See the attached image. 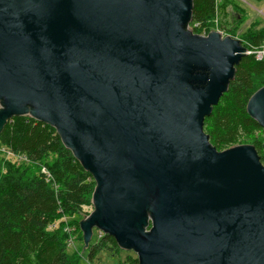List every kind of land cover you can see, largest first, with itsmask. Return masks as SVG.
I'll return each instance as SVG.
<instances>
[{"label":"water","instance_id":"1","mask_svg":"<svg viewBox=\"0 0 264 264\" xmlns=\"http://www.w3.org/2000/svg\"><path fill=\"white\" fill-rule=\"evenodd\" d=\"M192 4L0 0V131L45 122L91 173L85 246L96 228L140 264H264V165L202 128L246 47L192 33ZM247 111L264 133V86Z\"/></svg>","mask_w":264,"mask_h":264},{"label":"trees","instance_id":"2","mask_svg":"<svg viewBox=\"0 0 264 264\" xmlns=\"http://www.w3.org/2000/svg\"><path fill=\"white\" fill-rule=\"evenodd\" d=\"M192 2L188 27L192 33L198 28L209 32L215 0ZM249 35L246 43L250 48L259 46L264 38L261 32ZM262 86L264 61L242 55L227 90L203 121L208 143L216 151L250 144L264 165L263 142L251 138L264 133L247 111L250 97ZM0 146L17 156L15 163L20 165H8L0 172V264H78L79 257L67 253L59 229L50 230L49 226L60 216L84 213L94 192L93 176L65 147L54 127L28 115H14L4 124ZM42 166L47 173L40 171ZM77 225L81 231L79 222ZM108 244L120 248L113 236L104 233L89 244V260ZM126 262L140 264L137 254Z\"/></svg>","mask_w":264,"mask_h":264},{"label":"rangeland","instance_id":"3","mask_svg":"<svg viewBox=\"0 0 264 264\" xmlns=\"http://www.w3.org/2000/svg\"><path fill=\"white\" fill-rule=\"evenodd\" d=\"M215 6V14L209 20L210 32L218 31L222 36L239 39L242 45L247 48H249V44L246 43V40L248 41L247 36L250 38V33L261 32L264 37V0H215ZM202 30L203 28H198L199 32H197L201 33ZM251 138H257L263 142L264 134L259 135L257 132ZM15 157L7 148L0 146V172H5V167L8 165L15 168L20 166L19 163H15V159L19 160V158ZM51 160L49 159V162ZM43 168L44 166L41 167L40 171H43ZM92 211L93 206L90 204L85 207L82 215L60 216L54 224L49 226L50 230L59 229L67 253L79 257L78 264H124L123 262L127 264L126 259L128 257L136 258L133 250L127 251L120 248L115 250L111 247L112 245L108 244L104 245L92 260H89V244L96 243L100 238L99 234L102 233L103 235V232L96 228L93 229L91 240L85 246L83 234L78 230L77 223Z\"/></svg>","mask_w":264,"mask_h":264},{"label":"built area","instance_id":"4","mask_svg":"<svg viewBox=\"0 0 264 264\" xmlns=\"http://www.w3.org/2000/svg\"><path fill=\"white\" fill-rule=\"evenodd\" d=\"M189 28V27H188ZM190 29V28H189ZM210 32V31H209ZM209 32H207L205 29L202 30L201 33H198V35H201V36H206ZM218 32V31H217ZM196 33V34H197ZM220 33V32H219ZM221 34V33H220ZM222 36V35H221ZM224 37V36H222ZM239 40V39H238ZM242 44V43H241ZM244 46V45H243ZM246 47V46H244ZM246 54L247 55H254L256 60H262L264 61V38L262 39L261 41V44L257 47H253V48H247L246 47ZM43 173H47V171L45 170V168H43ZM102 233L99 234V237H101Z\"/></svg>","mask_w":264,"mask_h":264}]
</instances>
